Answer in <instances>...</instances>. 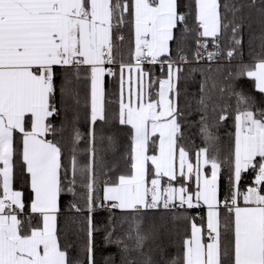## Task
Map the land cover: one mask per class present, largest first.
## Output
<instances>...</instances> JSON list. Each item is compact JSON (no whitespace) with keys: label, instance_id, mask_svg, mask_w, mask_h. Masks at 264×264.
Instances as JSON below:
<instances>
[{"label":"snow or ice","instance_id":"snow-or-ice-1","mask_svg":"<svg viewBox=\"0 0 264 264\" xmlns=\"http://www.w3.org/2000/svg\"><path fill=\"white\" fill-rule=\"evenodd\" d=\"M100 232L103 264H264V0H0V264Z\"/></svg>","mask_w":264,"mask_h":264},{"label":"trees","instance_id":"trees-1","mask_svg":"<svg viewBox=\"0 0 264 264\" xmlns=\"http://www.w3.org/2000/svg\"><path fill=\"white\" fill-rule=\"evenodd\" d=\"M249 59L250 58H249V53H248L247 35H246L245 36V47H244V60H245V62H248ZM156 74L160 75V72H159L158 68L156 69ZM196 79H199L198 75L196 76ZM240 83L243 86L245 92H253L254 91L253 82L252 81H250L248 79H244ZM108 86H109L110 89L112 88L110 78H109V81H108ZM188 87H189L190 91H194L195 90V85H193L191 82L189 83ZM86 90L87 89L85 87V91ZM191 119L196 120V119H198V117L197 116H193ZM82 127L83 128L87 127V124L85 122H83V121H82ZM230 132H234L233 120L232 119H229V121L227 122L226 126H223V127H221L219 129V134H220V136H221L223 141L227 142V140H228V135L227 134L230 133ZM111 133H114L117 136V138L119 139L121 145H125L127 143V135H126L127 129L124 126H120L118 123L115 124V125L110 126V134ZM187 135H189L196 144H200L201 141H200V138H199V133H198V127L197 126H194L190 130H188L187 131ZM18 185H19V181H17V185L16 186H18ZM70 200H71L70 196H66V197L63 198V201H62V212L64 213V215L60 217L61 225H63L65 217L75 215L74 211H71L68 208V203H69ZM105 215H106V213H105ZM152 217H153V213L149 212L148 215H147L146 220L150 221ZM98 219L102 220V219H104V217L101 216V217H98ZM69 238L72 239L73 241H75V237L72 236L71 234H70ZM95 243H96V248H97L96 258H97L98 264H103V259H102L103 257L108 256L109 254H115V252H116L115 247H109V248H105L104 247V245H103V233L102 232L95 234ZM116 264H119V257L118 256L116 257Z\"/></svg>","mask_w":264,"mask_h":264}]
</instances>
